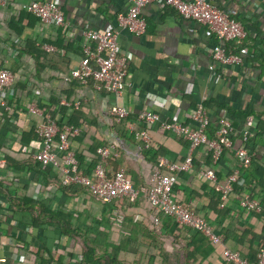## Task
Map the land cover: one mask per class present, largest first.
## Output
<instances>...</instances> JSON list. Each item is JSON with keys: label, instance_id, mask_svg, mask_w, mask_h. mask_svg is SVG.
<instances>
[{"label": "crops", "instance_id": "obj_1", "mask_svg": "<svg viewBox=\"0 0 264 264\" xmlns=\"http://www.w3.org/2000/svg\"><path fill=\"white\" fill-rule=\"evenodd\" d=\"M35 1L53 0H6L0 5V70L17 76L6 90L9 109L0 108V159L5 161L0 167V264H231L223 257L225 248L256 262L264 245V175L224 200L218 187L239 168L234 153L214 165L208 150H196L193 168L180 173L175 186L177 200L204 216L217 234L224 233V245L216 250L203 234L172 219L163 217L155 225L144 194L134 203L122 199L104 204L84 187L65 185L57 168L43 167L34 155L41 147L35 129L53 117L61 130L70 125L80 130L69 141L81 175L90 176L98 150L113 145L110 174L125 169L134 186L143 189L158 156L184 161L189 146L161 132L158 124L144 126L138 114L153 111L171 123L192 126L194 110L202 105L212 114L226 111L236 146L250 141L253 160L264 166V61L259 54L264 0H215L244 25L247 44L258 52L259 60L246 57L232 66L214 63L218 39L208 26L183 19L173 8L157 3L143 8L147 30L137 36L117 22L128 8L126 0H60L69 22L63 27L46 26L24 10ZM85 29L119 32L121 54L130 56L121 97L95 81L64 82L83 58ZM59 98L68 105H57ZM33 104L39 113L29 111ZM117 106L131 111L130 117L118 120ZM139 129H149L154 149L136 137ZM247 130L250 137L244 141ZM209 169H214L216 182L202 176ZM246 196L261 209L242 207ZM120 215L124 221L117 224Z\"/></svg>", "mask_w": 264, "mask_h": 264}, {"label": "built area", "instance_id": "obj_2", "mask_svg": "<svg viewBox=\"0 0 264 264\" xmlns=\"http://www.w3.org/2000/svg\"><path fill=\"white\" fill-rule=\"evenodd\" d=\"M128 8L126 12L117 16V22L121 28L128 30L137 36L146 33L147 22L141 17L143 8L157 3L160 7L173 8L185 20L193 21L209 27L211 33L217 35L218 43L214 47L213 61L222 65H238L242 58L227 55L224 45L228 41L245 39L247 31L243 24L233 19L228 13L220 9L215 0H126ZM6 0H0L4 5ZM24 10L35 15L46 26L63 27L69 24L61 8L60 0L48 2H31L25 5ZM83 58L79 66L72 69L63 79L68 83L73 80L87 85L92 79L98 86L107 92L121 97L128 85L126 77L130 56L121 54L119 44V32L116 29L105 30H82ZM48 51L53 50L47 48ZM211 70L215 66L210 67ZM16 77L7 70H0V108L9 109L6 102V90L13 85ZM62 105L68 102L62 98ZM30 112L39 113L36 104L30 107ZM114 115L118 120H124L131 115L124 106H117ZM137 120L144 126L160 127L177 137L183 136L189 144V154L184 161H171L166 156L157 157V165L151 175L148 186L137 189L131 176L125 169H120L113 176L109 171V160L115 151V146L102 147L98 150L99 159L90 176L79 173V162L75 153L70 148V134L78 135L80 130L76 127H66L61 130L58 123L48 118L36 129L41 138V147L34 158L43 167L57 168L65 185H78L90 191L100 202L111 204L115 201L126 199L131 203L136 202L144 194L150 207L155 213L154 224L161 222V217H170L177 224L188 227L203 234L213 244L224 245V238L215 232L214 226L205 218L197 214L194 209L181 203L175 197V186L182 172L191 171L194 162V152L205 148L212 153L213 164H218L225 150L232 149L235 157L243 167H249L253 161V154L244 146H236L234 141L235 129L230 116L224 110H218L216 114L209 112L200 105L194 110L192 120L194 125H183L179 122H169L163 119L159 113L142 111ZM214 126V136L210 135L209 129ZM147 149L151 148L152 138L149 129H139L134 132ZM264 136V132H263ZM244 141L250 137V131L244 132ZM5 161L0 159V167ZM240 170L231 173L225 184L218 187L222 198L226 200L234 190V183L240 176ZM202 176L216 182L214 169L202 172ZM242 207L249 210H260L259 202L246 196L241 201ZM124 216L116 218L117 224H122ZM226 262L231 264H264V245L259 251L258 260L250 263L243 259L239 252L227 248L223 251Z\"/></svg>", "mask_w": 264, "mask_h": 264}, {"label": "trees", "instance_id": "obj_3", "mask_svg": "<svg viewBox=\"0 0 264 264\" xmlns=\"http://www.w3.org/2000/svg\"><path fill=\"white\" fill-rule=\"evenodd\" d=\"M33 15V14H32ZM35 16V15H34ZM36 17V16H35ZM37 18V17H36ZM261 51H259V54H261L260 55V59H263V61H264V41H262L261 42ZM224 48H225V50H226V53H227V55H232V56H238V57H241L242 59H244V58H246V57H251V59L252 58H255V61H257V60H259V58L256 56L257 54H258V52H257V50H256V48L254 47H250L248 44H247V40H246V38L245 39H240V40H233V41H228V42H226L225 43V45H224ZM246 51V52H245ZM15 75V77H17L16 76V74H14ZM74 81H77V80H74ZM71 82H73V81H71ZM70 82V83H71ZM78 83H81L80 81H77ZM90 82H94V80H90L89 81V83ZM82 84V83H81ZM61 98H59L58 99V103H57V105H59L60 103H61ZM220 107V105H218V108ZM250 113V112H249ZM264 115V114H263ZM263 115H259V117H263ZM52 119H54L53 117H51ZM71 127H75V126H72V125H70ZM160 129H161V132H167V131H165V130H163L161 127H160ZM214 129H215V127L214 126H212L210 129H209V133H210V135L212 136H214ZM261 130H262V132H264V124L261 126ZM35 131H36V129H35ZM258 136H260V135H258ZM257 136V137H258ZM179 138H181V140L183 141V142H186L187 143V145L189 146V144H188V142H187V140L183 137V136H181V137H179ZM244 144H245V146L246 147H249V145H250V141H246V142H244ZM150 149H154V141H153V139H152V143H151V148ZM228 153H234L233 152V150L232 149H228V150H225V152H224V155L226 156V155H228ZM96 154V153H95ZM208 155L212 158V153L211 152H209L208 151ZM98 157H97V159H96V163H95V167H96V164L98 163V159H99V155H97ZM116 156V155H115ZM115 156H112L111 157V159H115L114 157ZM213 160V159H212ZM109 164H110V160H109ZM238 169L240 170V176L238 177V179H237V181L234 183V190H236V189H241V188H246L247 186H248V184L250 183V182H252V181H250V179L251 180H253V179H256L257 178V176H261V177H263V175H264V166L263 165H261L260 163H258V161L257 160H253L252 161V163H251V165L249 166V167H243L240 163H239V165H238ZM246 176H247V178H246ZM186 205V204H185ZM188 206V205H187ZM163 217H165V216H163ZM163 217H161V218H163ZM204 217V216H203ZM165 218H169V219H172V218H170V217H165ZM173 220V219H172ZM177 224V223H176ZM178 226H180V227H184V226H182V225H179L178 224ZM184 228H187V227H184ZM189 229V228H188ZM223 237L225 238V235H224V233H223ZM210 244H211V246L213 247V249H217L220 245H218V244H213V243H211L210 242ZM263 248V246L261 245V246H259V249L261 250ZM259 250V251H260ZM85 261L87 262V263H90V259L88 258V254H86V256H85ZM250 263H252V262H250Z\"/></svg>", "mask_w": 264, "mask_h": 264}]
</instances>
